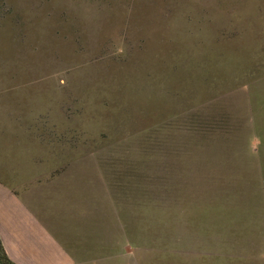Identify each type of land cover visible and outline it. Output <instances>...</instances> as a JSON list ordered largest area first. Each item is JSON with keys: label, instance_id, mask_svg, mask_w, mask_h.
Wrapping results in <instances>:
<instances>
[{"label": "rangeland", "instance_id": "1", "mask_svg": "<svg viewBox=\"0 0 264 264\" xmlns=\"http://www.w3.org/2000/svg\"><path fill=\"white\" fill-rule=\"evenodd\" d=\"M0 233L47 264H264V0H0Z\"/></svg>", "mask_w": 264, "mask_h": 264}, {"label": "crops", "instance_id": "2", "mask_svg": "<svg viewBox=\"0 0 264 264\" xmlns=\"http://www.w3.org/2000/svg\"><path fill=\"white\" fill-rule=\"evenodd\" d=\"M1 235L2 234L0 233V264H47L46 255H37L35 259H31V257L27 258L26 256H24L23 259L16 258V256L11 254L9 251L10 240L8 238L1 237Z\"/></svg>", "mask_w": 264, "mask_h": 264}, {"label": "trees", "instance_id": "3", "mask_svg": "<svg viewBox=\"0 0 264 264\" xmlns=\"http://www.w3.org/2000/svg\"><path fill=\"white\" fill-rule=\"evenodd\" d=\"M7 263V262H6ZM8 264V263H7Z\"/></svg>", "mask_w": 264, "mask_h": 264}]
</instances>
